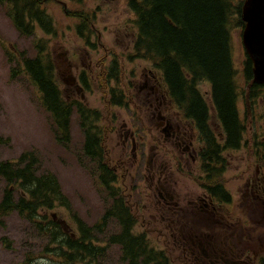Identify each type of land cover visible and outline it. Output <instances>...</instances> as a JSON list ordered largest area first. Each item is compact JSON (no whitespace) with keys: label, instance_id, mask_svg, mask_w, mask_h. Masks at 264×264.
<instances>
[{"label":"rangeland","instance_id":"obj_1","mask_svg":"<svg viewBox=\"0 0 264 264\" xmlns=\"http://www.w3.org/2000/svg\"><path fill=\"white\" fill-rule=\"evenodd\" d=\"M43 6L53 17L56 33L54 36L45 35L37 27L34 37L27 38L15 28L7 7L0 5V162L16 164L24 153H33L39 161L37 172H50L57 177L62 192L69 198L71 209L57 207L48 214L63 221V226L68 227H64L67 233L80 235L78 221L87 228L95 227L111 205L106 189L102 188L94 174L93 165L84 157L85 138L79 117L75 115L71 120L69 142L59 141L35 87L25 75L12 77L13 68L18 66L17 60L22 63V56L35 57L34 39H46L64 94L68 95L69 100L81 99L87 107L99 110L103 115L101 127L108 163L117 175L115 185L124 191L125 201L136 217L134 233L146 234L145 241L149 248L161 250L163 244L157 224L144 209L145 200L138 195V192L142 194L144 189H148L146 180L142 181L138 174L142 171L145 173V167L140 168V172L131 168L133 172L130 176L126 164H121L126 161L129 166L133 159L130 146L124 153L122 133L126 130L123 129L125 123L138 131L141 126H146L152 134L149 133L148 138L150 147L158 137L154 129L156 121L151 122L144 115L146 89H142L146 76L151 77L150 72L156 74L158 70L150 61L132 57L137 28L134 23L136 17L128 6V0H47ZM72 11L83 12L93 19L90 38L94 43L93 49L79 35V21L72 16ZM242 31L241 28L232 31V45L240 87L244 89L247 87L243 74L247 54ZM113 60L118 62V81H110L106 77ZM84 73L89 88L85 89L81 84L80 92H76L68 81L80 80ZM198 88L211 106L210 85L201 83ZM112 89L121 90L130 107L114 106L111 103ZM239 109L246 126L250 124L249 132L243 137L239 149L226 151V166L223 169L219 166L222 170L218 174L219 180L222 179V184L235 198L246 191V179L255 172L256 164L264 168V161L258 159L250 135L262 108H248L240 100ZM211 118L217 135H222L213 110ZM148 139L145 138L146 141ZM158 140L161 144L162 139L158 137ZM156 150L150 151L155 153ZM6 186V182L0 178V203ZM118 232L117 223L109 220L105 232L97 234L95 245L104 248L101 258L79 264H129L123 259L120 246L107 240ZM48 244L47 236L16 213H11L0 222V264H65L64 259L60 260L46 250ZM55 245L49 248L54 249ZM137 264L143 263L140 260Z\"/></svg>","mask_w":264,"mask_h":264},{"label":"trees","instance_id":"obj_2","mask_svg":"<svg viewBox=\"0 0 264 264\" xmlns=\"http://www.w3.org/2000/svg\"><path fill=\"white\" fill-rule=\"evenodd\" d=\"M47 0H0L6 6L15 28L25 37H33L39 27L45 35L56 33L53 17L43 6ZM244 0H128L134 13L137 35L132 57L153 63L168 83L173 98L192 110L198 120L206 117L207 101L198 86L208 83L211 103L224 133L220 144L216 136L209 137L208 147L218 166V154L227 149H239L250 124L241 117L239 102L248 108L260 106L261 115L253 126L252 144L260 161H264V86L252 83L253 64L249 58L244 64L247 87L242 89L233 57L232 31L243 30L241 18ZM79 21V35L89 41L93 19L83 12H70ZM35 57H23L22 63L12 70V77L25 75L39 94L40 104L50 116L57 139L67 143L73 116L78 121L85 138L84 157L94 167V174L110 200L107 213L95 227H86L78 221L80 235L65 232L55 215L48 214L57 207L71 209L69 198L62 192L57 177L37 172L38 158L26 152L17 161L0 162V178L6 182L0 203V222L11 213L31 222L38 232L49 238L46 248L65 264L94 262L101 258L104 248L97 247V234L105 232L109 220L117 223L119 232L109 237V243L120 246L123 259L129 264H161V254L143 238L134 237V221L126 214L117 175L108 163L103 139V115L78 100H67L58 83L56 64L51 57L46 39H34ZM116 67L109 79L117 80ZM130 91V90H129ZM111 103L121 104L124 95L111 90ZM243 98V99H241ZM204 123V122H203ZM1 142V141H0ZM260 156V157H259ZM223 169V167H222ZM222 169H218L220 174ZM54 249L49 248L54 245ZM51 249V250H50Z\"/></svg>","mask_w":264,"mask_h":264},{"label":"flooded vegetation","instance_id":"obj_3","mask_svg":"<svg viewBox=\"0 0 264 264\" xmlns=\"http://www.w3.org/2000/svg\"><path fill=\"white\" fill-rule=\"evenodd\" d=\"M92 33H88L90 38ZM85 42L91 49L94 48L90 39ZM114 67L117 76V60H113L106 75L110 81L114 80L109 79ZM157 72L151 71V77L146 76L142 89H146L144 115L151 122L156 121L154 129L162 143L157 137L150 147L148 138L149 133L152 134L146 126H141L138 131L125 123L123 129L126 130L122 133L124 153L130 146L133 159L129 166L126 161L121 164H126L130 176L133 172L131 168L140 172V168L145 167V173L141 170L138 174L142 181L146 180L148 189H144L142 194L138 192V195L145 200L144 209L158 227L163 244L161 250H156L161 254L159 262L264 264V169L257 166L255 172L246 179L244 194L240 193L235 198L222 184V179L219 180L217 170L221 168L216 162H211L215 158L208 147L209 137L214 134L219 141L224 139L223 134L217 135L213 128L212 107L206 106L204 123L200 122L192 110L173 98L168 83ZM68 82L76 92H80L81 84L85 89L89 88L85 73L80 80ZM59 86L63 92L60 83ZM63 95L69 100L68 95L64 92ZM78 101L82 102L81 99ZM125 105L130 107L124 97L122 103L116 106ZM218 127L221 130L219 123ZM151 149L157 150L152 153ZM218 156L221 157L220 166L224 168L225 153ZM122 206L126 214L131 215L134 225L136 217L132 215L129 203L125 201ZM133 225L131 233L134 237L145 239L146 234L134 233Z\"/></svg>","mask_w":264,"mask_h":264},{"label":"water","instance_id":"obj_4","mask_svg":"<svg viewBox=\"0 0 264 264\" xmlns=\"http://www.w3.org/2000/svg\"><path fill=\"white\" fill-rule=\"evenodd\" d=\"M242 42L253 64V83L264 86V0H244Z\"/></svg>","mask_w":264,"mask_h":264}]
</instances>
